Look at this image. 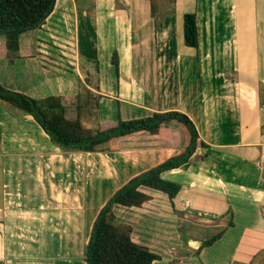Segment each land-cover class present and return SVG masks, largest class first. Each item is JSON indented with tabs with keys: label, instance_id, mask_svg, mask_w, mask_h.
<instances>
[{
	"label": "crops",
	"instance_id": "obj_1",
	"mask_svg": "<svg viewBox=\"0 0 264 264\" xmlns=\"http://www.w3.org/2000/svg\"><path fill=\"white\" fill-rule=\"evenodd\" d=\"M160 6L155 20L149 0H56L44 26L20 37L13 62L0 38V84L36 99L60 96L76 119L79 84L97 61L99 88L90 89L102 98L85 123L107 129L119 116L187 114L209 149L162 174L181 185L174 207L143 188L151 200L115 204L117 221L160 256L153 264H264V0ZM186 13L196 15L197 48L184 43ZM189 142L173 120L157 135L122 137L117 150H64L33 116L0 103V264H86L94 222L113 194Z\"/></svg>",
	"mask_w": 264,
	"mask_h": 264
},
{
	"label": "trees",
	"instance_id": "obj_2",
	"mask_svg": "<svg viewBox=\"0 0 264 264\" xmlns=\"http://www.w3.org/2000/svg\"><path fill=\"white\" fill-rule=\"evenodd\" d=\"M152 17L157 20L161 6L159 0H149ZM176 0H172L175 3ZM56 0H0V38L5 41L7 56L13 62L20 50V37L30 31L41 29L55 8ZM183 36L187 47L199 45L197 20L195 13H186L183 17ZM112 63L119 74V57L114 51ZM98 62L95 75L87 72L84 82H80L81 91L76 96L78 117L69 119L67 107L60 96H49L36 99L23 93L4 88L0 84V103L31 115L42 127L52 142L64 150L95 152L103 145L110 150H117L122 137L146 131L151 135L159 134L162 126L173 120L183 124L190 137L186 150L159 166L139 174L121 187L101 209L94 222L89 242L85 249L86 264H153L160 256L148 247L135 243L132 239L131 225L117 221L113 212L115 204L125 207H142L151 200L143 188L165 193L173 207L174 200L181 191L179 183L166 180L162 174L166 171L180 169L195 160L204 159L209 149L204 142L199 143V133L190 117L180 111L154 112L148 117L123 120L118 117L117 123L107 129L99 124L96 127L85 123L82 116L98 115L101 95H95L92 88L98 89ZM96 85L94 86V78ZM230 226V225H229ZM219 234L203 241L196 251L200 255L203 248L213 245L224 234Z\"/></svg>",
	"mask_w": 264,
	"mask_h": 264
},
{
	"label": "rangeland",
	"instance_id": "obj_3",
	"mask_svg": "<svg viewBox=\"0 0 264 264\" xmlns=\"http://www.w3.org/2000/svg\"><path fill=\"white\" fill-rule=\"evenodd\" d=\"M172 1V0H171ZM161 3V0L159 1V4ZM96 85V78H94V86ZM263 90H264V87H263ZM264 93V92H263ZM84 117H86L88 119V116L85 115ZM95 117V115H92V119ZM90 124V123H89ZM92 125V123H91ZM104 146V145H103ZM193 228H195V222L193 223ZM196 233V232H195Z\"/></svg>",
	"mask_w": 264,
	"mask_h": 264
}]
</instances>
